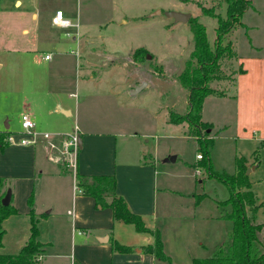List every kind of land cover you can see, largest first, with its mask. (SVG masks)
<instances>
[{
    "label": "rangeland",
    "instance_id": "1",
    "mask_svg": "<svg viewBox=\"0 0 264 264\" xmlns=\"http://www.w3.org/2000/svg\"><path fill=\"white\" fill-rule=\"evenodd\" d=\"M19 1L22 5L16 6L17 0H0V64L3 65L0 70V130L12 134L13 141L9 147H17L19 144V134L22 132L21 113L28 111L27 108L35 99V95H31L32 90L43 87L44 77L48 72L44 53L55 51L51 39H55V36L61 40L65 39L69 44L71 42L72 46L65 44L64 49L76 54L80 52L77 43L72 42L73 38L67 36V33L76 32L77 29L72 28L64 32L50 25L51 15L56 9L68 10L69 4H73L75 18L72 21H80V31H90L93 36L82 42L78 71L74 61L76 59H73V67L65 69L69 75L74 74L73 80H78V88L75 83L73 87L83 103L79 124L87 127L85 131L116 135L118 158L133 159L140 144L147 147L156 159L159 221L164 223L161 203L167 200L170 219L175 220L174 227H180L179 231L181 230L180 234L174 230L173 233L196 234L197 239L206 243L204 232L206 234L208 230L201 222L204 217L211 215L217 224L221 225L218 228L222 234L220 243L226 242L234 227L233 221L224 218L232 209L229 205H223L230 197L229 190L221 181L210 177L207 169L198 160V155H203L204 152L198 138L190 134L188 125L176 126L167 120L170 111L178 114H186L188 111L189 92L177 84L176 76L194 50L191 25L177 23L168 18L167 13L177 12L191 14L192 18L198 17L206 26L213 43L218 21L204 15L203 9H212L216 14L226 17V1ZM252 1L254 6L249 8L248 18L256 19L258 13L255 14L254 7L259 11L263 10L264 0ZM158 4L162 5L165 11L155 17L153 15L158 10L153 9ZM35 12L38 13V21L33 17ZM140 16L145 18L134 19ZM24 30H28V33H24ZM252 37L251 33L245 35L241 27L232 34L234 43L241 51L245 49L246 43L252 41ZM86 40L92 42V45H87ZM140 49H147L150 54L146 62L135 59ZM220 65V79L211 86L219 91L225 90L228 95L234 91L236 76L240 71L235 51L233 57H223ZM157 67L161 70H155ZM112 68L118 70L117 74L105 77L107 71ZM92 74L99 79L97 83L90 82ZM136 82L147 84L149 88L131 95L129 90ZM229 102L211 96L206 99L204 105L205 121L214 124L210 135L213 140L210 145L212 166L217 173L231 175L237 173V159L246 157L247 166L248 161L252 163L248 170L258 166L249 174L256 205L253 208L247 206L246 211L250 220L256 224H264V143H254L251 146V143L243 144L238 141L232 117L234 112ZM7 119L10 121L9 130H6L4 125ZM173 157H176L174 162L171 161ZM0 162L7 171L11 170L9 159L0 158ZM48 166L51 170L57 169L56 164L49 163ZM62 167L76 177L72 166L64 164ZM77 185L78 183L76 195H81ZM129 228L136 232L134 227ZM260 238L264 242V229ZM4 240L9 250L14 248L18 238L13 232H9ZM173 247L174 252L178 250L176 242ZM16 253L11 255H17ZM201 253V258L212 255L204 251ZM176 255L187 258L185 249L182 253L176 252Z\"/></svg>",
    "mask_w": 264,
    "mask_h": 264
},
{
    "label": "crops",
    "instance_id": "2",
    "mask_svg": "<svg viewBox=\"0 0 264 264\" xmlns=\"http://www.w3.org/2000/svg\"><path fill=\"white\" fill-rule=\"evenodd\" d=\"M248 1L251 4L250 7L254 6L252 0ZM19 5H22V2L17 0L16 6ZM161 6L159 4L155 6L153 10H158L160 13L157 12L153 16H159L165 11ZM58 10H63L68 19L74 20L75 8L73 4H69L68 10L58 8L51 15V27L65 32L68 29L56 27L52 23ZM254 11L255 14L258 13V17L256 19L248 18L250 14L248 9L243 15V26L241 27L245 35H249V33L253 35L252 41L244 45L243 51L234 43L237 63L240 66L234 91L221 97L231 103L238 141L243 144L251 143V146L254 143H264V9L259 11L254 7ZM33 17L38 21V13L35 12ZM78 18H80L79 13ZM143 18L145 16L134 19L142 20ZM80 28L81 26L75 28L76 32L67 33L69 38H73L72 42L75 41L80 48V52L77 54L64 49L65 44L72 46L71 42L69 44V41L61 40L58 36L51 39V45L55 51L44 53V62L48 72L45 74L43 87L32 90L31 95H35L33 96L35 99L27 108L28 111H23L21 115L26 112L35 116L36 131L39 134H51L57 143H60L61 136L73 133L78 127L82 147L78 156L76 174L84 177L115 176L117 196L124 198L129 209L142 217L147 228L155 233L160 232L165 252L172 258L173 264H188L187 262L192 264L194 259H205V257L201 258L203 254L201 252L213 254L215 248L222 242V234L218 231L221 225L217 224L211 215L204 217L201 224L207 226L208 231L206 234L204 232L206 243L202 242V239H197L196 234L191 235V233L185 232L183 235H177L173 233L174 230L180 234L181 230L179 231L180 227H174L175 220L170 219L167 200L163 204L161 203L164 223L159 221L156 159L147 147L140 144L141 146L133 159L118 158L116 135L85 131L87 127L79 124L83 103L80 102L79 94L73 87L75 83L78 88V80H73L74 74L73 76L69 75L65 69L73 67V59H76L74 61L78 71L82 42L93 37L90 31L88 33L87 31L81 32ZM24 33H28V30H24ZM86 44L92 45V42L86 40ZM48 55L51 56L50 60H46ZM84 62L89 64L87 61ZM1 69H3L2 64H0ZM112 70L107 71L104 76H115L118 70ZM98 81L99 79L94 74L90 76V82L97 83ZM135 84L129 90L131 95H136V89L139 87H142L141 91L149 88L147 84L145 87H143V83L136 82ZM204 116L203 106V122L214 127L210 121H205ZM4 125L6 130L10 129L8 119ZM209 138L211 139V137ZM50 154L48 142L42 137L39 138L37 146L18 144L17 147L10 148L8 146L5 150H1L0 158L2 160L9 159L11 168L7 171L2 165L3 163L0 162V179L4 180L1 193L11 192L10 204L17 210V213L4 221L5 234L0 254L11 255L17 252L18 255L30 237L32 227L30 212L32 209L28 200L33 195V211L40 231L39 239L46 245L40 264L168 263L158 260L153 254L145 253V248L155 243L156 239L152 234L138 233L134 226L115 221L113 210L102 208L94 198L82 194L76 195L77 180L75 175L57 164L56 171L51 170L48 166L49 163H53L50 160ZM248 166L252 167V163L249 161ZM256 167L258 166H255L251 171ZM107 201L110 203L111 200ZM129 227H134L136 232H133ZM9 232H13L18 241L14 248L8 250L4 238ZM134 233H137L138 236ZM114 242L129 246L133 251L129 254L116 252L113 247ZM175 242L178 250L174 252ZM184 249L187 258L177 257L176 252L182 253Z\"/></svg>",
    "mask_w": 264,
    "mask_h": 264
},
{
    "label": "trees",
    "instance_id": "3",
    "mask_svg": "<svg viewBox=\"0 0 264 264\" xmlns=\"http://www.w3.org/2000/svg\"><path fill=\"white\" fill-rule=\"evenodd\" d=\"M227 4L226 17L216 14L212 9H203V13L218 21L215 30L216 39L212 43L207 28L198 18H192L189 24L193 34L194 50L185 62L184 68L176 76L177 84L189 92V107L186 114H178L170 111L169 122L173 125L187 124L190 134L198 138L204 154L201 155L202 166L208 171L210 177L221 181L229 190L230 197L223 204L231 206V211L224 216L225 219L234 222V227L228 235V240L218 245L213 254L205 259H194L192 264H264V242L260 234L264 224H256L247 216V206L253 208L256 205V196L251 191L252 184L247 175V161L245 158L237 159V173H217L214 171L210 145L213 140L209 137L212 125L202 120L204 102L208 97H225V90L219 91L212 88V83L220 79V61L225 56H234V41L232 34L243 26V15L250 8L248 0H225ZM150 54L147 49H140L135 55L136 61L146 62ZM155 70H161L155 68ZM7 134L0 135V149L5 150L9 146ZM78 189L84 196L92 197L102 208L113 210L114 220L135 227L138 233H150L155 237V243L145 248V253L153 254L163 262L173 264L172 259L166 254L160 232H154L146 227L142 217L134 214L128 207L124 198L117 196V180L115 176L84 177L76 174ZM4 180L0 179V249L3 246L6 221L17 210L10 204L5 207L2 204L6 196L1 193ZM110 199V203L107 201ZM28 203L31 207L32 227L31 235L18 255L0 254V264H40L46 245L39 239L40 231L38 222L34 217L33 195ZM114 250L122 254H129L133 249L118 242L113 243Z\"/></svg>",
    "mask_w": 264,
    "mask_h": 264
},
{
    "label": "built area",
    "instance_id": "4",
    "mask_svg": "<svg viewBox=\"0 0 264 264\" xmlns=\"http://www.w3.org/2000/svg\"><path fill=\"white\" fill-rule=\"evenodd\" d=\"M52 23L56 27L70 29V28H79V24H75L72 20L68 19L65 16L63 10H58L55 14V17L52 20ZM51 56H46V60H50ZM22 121V132L19 134L20 141L19 144L21 146H37L39 143V138L42 137L44 140L48 142V146L50 149V160L57 165L72 166L75 170H77L78 164V156L80 152V135L79 129L76 127L75 131L66 136H61L60 143H57L53 140V136L49 133L39 134L36 131V122L35 116L30 113H25L21 116ZM8 131L0 130V135L7 134ZM9 137L7 141L9 142V146L12 144L13 136L12 134H8ZM41 135V136H40ZM56 139V138H55ZM202 156L198 155V160H201ZM199 174V172H198ZM80 233V232H79ZM81 234V233H80Z\"/></svg>",
    "mask_w": 264,
    "mask_h": 264
},
{
    "label": "water",
    "instance_id": "5",
    "mask_svg": "<svg viewBox=\"0 0 264 264\" xmlns=\"http://www.w3.org/2000/svg\"><path fill=\"white\" fill-rule=\"evenodd\" d=\"M160 13V12H158ZM167 17L174 19L177 23H184V24H188L191 19H192V15L191 14H182V13H177V12H168L167 13ZM146 85L143 84V87H145ZM142 90V87H139L136 89V92H140ZM80 146L82 147V143L80 142ZM172 162L176 161V157H173L171 159ZM251 173V170L249 169L247 171V174L249 175ZM11 198H12V194L11 192H8L6 197L3 199L2 204L7 207L10 205L11 203Z\"/></svg>",
    "mask_w": 264,
    "mask_h": 264
}]
</instances>
